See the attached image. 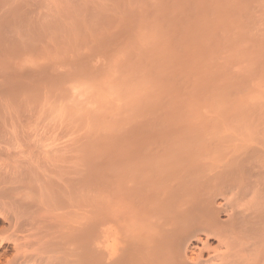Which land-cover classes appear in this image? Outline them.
Returning <instances> with one entry per match:
<instances>
[{"label": "bare ground", "instance_id": "bare-ground-1", "mask_svg": "<svg viewBox=\"0 0 264 264\" xmlns=\"http://www.w3.org/2000/svg\"><path fill=\"white\" fill-rule=\"evenodd\" d=\"M200 1L0 0V264H264L263 106H216L206 119L161 103L148 111L163 115L127 121L117 148L100 152L76 103L61 107L120 57L144 61L164 10Z\"/></svg>", "mask_w": 264, "mask_h": 264}, {"label": "rangeland", "instance_id": "rangeland-1", "mask_svg": "<svg viewBox=\"0 0 264 264\" xmlns=\"http://www.w3.org/2000/svg\"><path fill=\"white\" fill-rule=\"evenodd\" d=\"M209 1L211 0L202 1L203 4L200 1V4H201L200 8L204 6L206 2L209 8L206 4V6H204L206 7L204 10H203L204 7L201 8L203 11L200 8H199L200 11L197 9L195 10L197 13H195L194 16L198 15L197 19H199V16L201 14H203L202 15L203 17H200L201 19L198 20L201 22L200 25L197 20H196L197 22H195L196 25L192 24L194 23V20L196 19L195 17L191 18V20L193 21L192 23L191 22L188 23L190 19L189 17H191L192 15L190 13H193L195 11L190 12V10L189 11L186 10L187 8H185V12H181L182 10L184 11V9L182 10L177 9L178 11L174 9L173 10L174 12L168 9H167V12L166 10H164L163 11L164 14L163 15L161 14V15L162 17L164 16L165 18L167 16V19H166L167 21H165V19L162 18V20H164L166 24L164 23V21L162 22L161 15L160 17L151 20V22H153V25L150 24L148 28L151 30V31L148 30V37L150 38L151 36L152 38H154V41L150 38V43L152 42V45L154 46L149 45L148 44L149 41H147L148 45L146 47L148 48H146V51L149 52V54L148 55L147 53L143 54L145 57L142 55V57L144 58V61L143 60L138 61V59L136 58H134V60L136 61H132V57L130 59L128 58L127 60L125 58L127 62L131 61L129 63H131L132 66H128L130 64L128 63L127 65V62L121 57L120 59L123 60V63L120 60V62H118L117 64L116 61L118 59L116 58L115 59L116 61H114V64H117V65H113L115 72H114V69H112L113 71L111 70L112 71L111 73L113 75L111 76V74L109 73L110 71H108L109 78L110 77L112 78L109 79L108 75H105L107 73H105L103 77H101L103 78V81L102 80L98 81L99 83L96 82L98 84L97 86H96L95 81H93L94 83L91 82V83L85 84L88 87L90 86L89 88L88 87L84 88L85 87L84 84H81L80 86L78 85L74 87L75 89L73 88L74 90H76V88L78 87L77 88L78 90H76L77 92L75 91L74 92L75 94L70 96V98L67 96L71 95V93L73 94V92L70 93V91L71 90L74 91V90L71 89L69 91V93L66 96V99L67 98L68 99L64 100L65 103H63L61 107L67 106V103L69 101H71V104L68 103L71 105V107H73L72 105L75 103L81 104L84 106L87 105L86 107L80 106V105L78 106L76 104L74 105V106H77L75 109V113H77L78 115H76V117L77 116L79 117L80 115L82 119L83 117L82 115H85L83 119L86 122L85 121L84 122L86 124L88 123V129L90 128L92 132H94V130L98 129L99 127L100 128L98 129L99 132L96 130L95 131L98 133L96 134L94 132V134L96 135H99L100 132L103 131L104 129V132L103 133L101 132L100 136L98 137H95L96 135L92 136L93 135L92 132H89V138H90L89 142L92 143L93 145L92 147H94L95 144H97V141L102 146V147L99 146L100 144L98 143L99 145L97 144V146L100 147V149L94 147V150H93L94 152H100L101 148H103L102 150H106L105 149L106 147L108 148L107 151H109V149H111L110 147H112V145L117 143L116 141L120 142L118 138L122 140L126 137V136L123 137L125 135L124 132H126L127 134L126 129L129 125L128 123L131 120H133L134 118L136 119V117L139 118V117L144 116V117L152 118L156 116L158 113H160L162 104L163 106L166 103L169 106L173 104L172 106L169 107V108L172 107L171 109H174L173 106L175 107V105L180 106L182 104L181 105L182 107H187V106L188 108L190 107L191 109L189 108L188 109L189 111L194 110L192 109L193 107L196 110L200 111L198 112L194 110L196 111L195 115L193 112H190L191 115H194L193 117L206 118V119H212V118L215 119L217 117H220V116H217V114L215 115L214 112L218 113L220 110H224L227 107L231 108L230 107L231 105H232V108H234L233 106H236V107L241 106V108H249V106L250 108H252L253 106H256L258 109H262V106H263L264 108V14H263L264 11L263 12L261 11L263 10L262 7L264 4V0L262 1L256 0L257 4H256V1L254 0H251L253 1L252 4L250 2H246L245 0H242V1L241 0H212L214 4H217V6L216 5L214 6L213 3L211 4V2L209 4ZM247 1H250V0H247ZM218 2L220 5H218ZM253 4L258 5V6L260 4L259 6L260 9L257 6H252ZM186 12L190 15V16L188 15L189 17L184 16L185 14H187ZM183 13L185 14L183 15ZM204 13L205 15L206 14L207 15L204 16ZM174 14H177L176 17H174L175 16ZM169 16H172L170 17V19L173 18L171 19L174 22L172 23L173 28L171 26L167 28L171 24L170 20H168ZM178 16L180 18L183 17L185 20L188 18L186 22H184L185 20L183 18H181V20L179 19L181 22L182 20H184L183 22L185 24L184 23L182 24L180 21L179 22L182 25H184V27L187 29L183 28V26H180L181 24H178V25L176 24V23H179L177 22V19L179 18ZM204 17H206L205 18L206 21ZM160 20L162 23H159ZM174 20L176 21V23ZM163 23L166 25V28L168 30L165 29V27L163 26ZM187 23L193 25L194 28L188 29L189 25ZM175 25L181 27L180 28L181 30L180 29L177 30V31H180L179 33L176 31V28H174L176 27ZM197 25L200 27H198ZM151 27L153 28L156 27L155 28L156 32L159 31L160 33L158 32L159 34L158 33L154 34L155 29L153 31L152 30L153 28ZM160 27L164 32H162ZM170 28L171 30H169ZM193 29H196L194 31L196 32L197 35H195L194 33L195 37L191 36L192 39L194 40L190 39L192 40V42H189L190 40L188 39V37L192 34V32H194L190 30H193ZM184 30L185 31L188 30L189 35L185 34L186 37L184 35L185 33ZM170 31L171 32L175 31V33H177L175 34V36L177 37H174L173 36L174 34L170 33L173 36V38H177V40L175 39L176 41H172L173 38L170 37L171 35L169 33H165V32H170ZM181 33H182V36L179 35V38H178V34H181ZM153 34L155 35V37L153 36ZM178 40L179 41L181 40V41L179 42ZM184 40L186 41V43ZM187 40H189L188 41L189 43H187ZM186 44H189V46ZM177 45H179L178 46L179 48H177ZM172 46L173 47L176 46L174 47L175 50L172 48ZM185 46H188V47H185ZM149 47L151 48L153 47V48L151 49ZM189 47L190 49H187ZM176 50L181 51V52H178ZM138 57L140 59L142 58L141 56H138ZM146 58L147 60H145ZM124 61L126 62L125 65L129 67V68H126V70L122 69L126 67L125 65H124L125 67H123V65L122 67L119 66V64L120 65L124 64ZM117 66H119V69ZM116 68L118 69V71ZM116 72H119V74ZM104 76H106L107 80L105 79ZM104 81L106 85L104 84ZM100 83L101 85L99 87ZM94 85L96 87L91 88ZM81 86H83L82 88L84 89H81ZM88 89L90 90V92ZM83 90L86 93H84ZM77 93H78V96H77ZM80 93L82 94V97ZM73 97L75 99H73ZM79 97L81 98L79 99ZM77 101H79L80 103H78ZM138 105H140V107ZM142 105L143 107H141ZM155 105L157 108L161 106L159 111H155L152 109V108L154 109L156 108ZM218 105L223 106L224 108H221ZM151 106H152L151 113L154 115L150 114L149 112L150 111L149 108ZM166 106L167 105L164 106L166 110L164 108L162 109H164L167 113H171L172 111L175 110L174 109L170 111V109L166 108ZM179 106L176 107V109L180 108L178 110L181 111V107ZM210 106L212 109L207 108V107L210 108ZM216 106H217V109L220 108L219 111H216L217 110ZM71 107H68V108L71 109ZM144 107H147V109ZM256 107H253V108H256ZM80 108H83V110H81ZM84 108L85 109L87 108V110H85ZM157 108L156 110L159 109ZM202 108L206 110L207 112L205 111L206 112L205 113L202 110ZM137 109L138 111H136ZM140 109L143 111L144 114H142V111H140ZM183 109H186V108H183ZM207 109L210 110L211 112L208 111ZM78 110L79 112H77ZM164 110L161 111V114L162 112L164 113ZM178 110L175 111V115H176V112H178ZM69 111H72L71 112L72 114L74 110H69ZM82 111L84 112V114ZM85 111L87 112L86 113L87 115L85 114ZM90 111L92 113L99 112L97 114L95 113L97 118L95 115L91 114ZM145 111H148L150 115L148 114V112L145 113ZM156 112L157 114H155ZM220 112L222 113V111ZM133 113L135 114L133 115ZM187 113L185 114V112H183L185 116L187 115ZM207 113H209L211 117L207 116L208 115ZM221 113L219 115H221ZM88 114L89 116L91 114L93 117L91 118L90 116L91 118L90 121H89ZM161 114L157 115L156 117L161 116ZM179 114L180 112L177 113V115ZM213 114L215 115L214 117H212ZM54 117H53V121L54 119L56 120V118ZM98 118L99 120L101 118L100 121H102V123L98 122L99 121ZM93 119L94 120L97 119L96 121L98 123L95 124L96 126L97 124H99L98 127L96 126L93 127V129L95 128L94 130L92 129V126L95 123V122L92 123V121H94ZM106 119H108L109 121ZM87 120L91 122V124H89ZM127 121L129 122L127 123ZM51 122H52V119H51ZM124 122L126 123L123 124ZM53 123H55V121ZM56 123H58V116H57ZM105 123H109L110 126L109 125L107 126V124L105 125ZM103 124L104 126L100 127ZM89 125H91V127ZM105 127H109V128L106 129ZM106 131H109V132H106ZM115 137H117V140ZM121 137L123 138L121 139ZM114 139L116 141H114ZM117 145H114V146L116 147ZM114 146L112 148H114ZM111 150H114V149H111Z\"/></svg>", "mask_w": 264, "mask_h": 264}]
</instances>
